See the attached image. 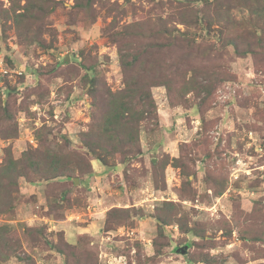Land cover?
<instances>
[{
    "label": "rangeland",
    "instance_id": "rangeland-1",
    "mask_svg": "<svg viewBox=\"0 0 264 264\" xmlns=\"http://www.w3.org/2000/svg\"><path fill=\"white\" fill-rule=\"evenodd\" d=\"M179 1L0 0V264H264V0Z\"/></svg>",
    "mask_w": 264,
    "mask_h": 264
},
{
    "label": "trees",
    "instance_id": "trees-1",
    "mask_svg": "<svg viewBox=\"0 0 264 264\" xmlns=\"http://www.w3.org/2000/svg\"><path fill=\"white\" fill-rule=\"evenodd\" d=\"M181 4H186L187 2L185 1V0H181V1H179ZM126 66V65H125ZM130 103L131 102H128V101H126L124 104H123V106H125L126 108H127V106L128 105H130ZM120 116L121 115H118V114H116V113H114L113 114V116L111 117V119L112 118H120ZM108 124H111V121H109L108 122ZM123 126H126V127H128L127 125H124V124H122ZM128 129H129V131H128V133L126 134V138L127 139H133L134 138V132H137V130L135 129V128H133V127H128ZM107 131V130H106ZM112 153H116V152H119V148H115L114 150H112L111 151ZM54 163V162H53ZM35 167L36 168V166H38V168H37V174H38V172L39 171H41L42 173H43V175L40 173V176L42 177V178H45L46 180H49V179H52L53 177H55V176H57L58 174H60L61 173V171H63V169H59V168H57V167H55V164H52V166H54L55 168L52 170V172L50 173V172H46V173H44L43 171H42V167H40L39 165H37V161H33V162H31V164H30V167ZM12 167V166H11ZM12 171H14V172H16V173H18L19 171H17L16 170V168L15 167H12ZM36 172V171H35ZM119 210V208H113L112 210H111V212H114V211H118ZM110 214V213H109ZM10 232V229H5V228H1L0 227V235H2V237H0V244H2L3 246L5 245V242L7 243V245H9V242H10V239L5 235V234H8ZM5 238H4V237ZM5 241V242H4ZM13 251V249L11 248V247H7L6 249H5V253H4V256H7V255H9L11 252Z\"/></svg>",
    "mask_w": 264,
    "mask_h": 264
},
{
    "label": "water",
    "instance_id": "water-1",
    "mask_svg": "<svg viewBox=\"0 0 264 264\" xmlns=\"http://www.w3.org/2000/svg\"><path fill=\"white\" fill-rule=\"evenodd\" d=\"M181 253H185L186 249L183 247L181 250H179Z\"/></svg>",
    "mask_w": 264,
    "mask_h": 264
}]
</instances>
